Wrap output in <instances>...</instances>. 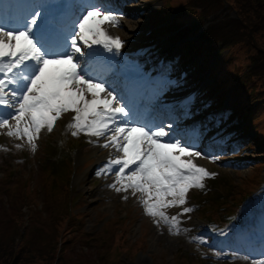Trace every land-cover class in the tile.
<instances>
[{"label":"rangeland","instance_id":"1","mask_svg":"<svg viewBox=\"0 0 264 264\" xmlns=\"http://www.w3.org/2000/svg\"><path fill=\"white\" fill-rule=\"evenodd\" d=\"M137 4L147 10L129 26V36L126 33L125 37L128 43L142 41V29L153 24L164 28L169 25L178 32L176 39L198 33L209 47L207 57L215 59L211 75L222 84L218 88L232 90L248 108L252 107V129L248 130L263 148L254 150L250 143L252 150L245 149L250 140L245 138L238 158L252 152L253 165L247 164L249 167L238 173L220 174L204 197L191 195L194 207L202 208L190 215L186 224L190 231L184 235L169 234L166 226L153 229L130 202L116 199L112 203L96 196L87 163L76 162L77 156L83 157L79 152L73 155L77 140L72 141L68 152L71 163L63 164L60 171L61 177H69L68 187L63 178L53 180L48 176L49 169H44L59 132L42 143L35 157L24 156V162L15 160V156L22 157V152L10 155L0 151V264H253L248 259L241 261L232 247L212 249L189 238L201 236L206 240V221H226L224 215L235 212L245 196L263 186L264 0H139ZM208 58L207 62L211 60ZM220 92L223 90L215 95ZM233 100L230 96L228 102ZM189 198L188 194V202ZM256 201L252 197L237 210L235 219L242 221L247 208L252 207L253 220L262 222L264 216L256 210ZM261 226L263 223L255 233L264 234L259 231ZM218 240V245H223L239 238L233 231ZM207 242L211 245L212 239ZM197 245L204 247L206 254ZM218 252L227 259L219 260L215 255ZM205 255L210 258H202Z\"/></svg>","mask_w":264,"mask_h":264},{"label":"snow or ice","instance_id":"2","mask_svg":"<svg viewBox=\"0 0 264 264\" xmlns=\"http://www.w3.org/2000/svg\"><path fill=\"white\" fill-rule=\"evenodd\" d=\"M41 15L29 13V19L9 27L0 23V129L35 151L42 130L52 132L63 114L74 113L66 125L72 136L104 138L101 146L115 150L97 175H113L109 187L116 192L139 193L145 214L157 226L167 225L169 234H179L180 217L194 210L185 206L189 191L204 189L215 173L199 166L194 158L202 153L172 137L164 125L131 119L116 90L81 61L94 45L120 53L124 42L109 32L119 27L120 17L101 4H87L71 27L49 34L38 24ZM171 208L181 211L169 215ZM189 241L207 243L201 236ZM261 256L254 264H264Z\"/></svg>","mask_w":264,"mask_h":264},{"label":"trees","instance_id":"3","mask_svg":"<svg viewBox=\"0 0 264 264\" xmlns=\"http://www.w3.org/2000/svg\"><path fill=\"white\" fill-rule=\"evenodd\" d=\"M253 111V109H252V107H250V112H252ZM5 222V224L7 223L6 221H4ZM8 225V224H7Z\"/></svg>","mask_w":264,"mask_h":264}]
</instances>
